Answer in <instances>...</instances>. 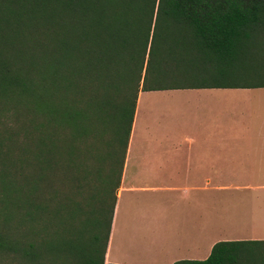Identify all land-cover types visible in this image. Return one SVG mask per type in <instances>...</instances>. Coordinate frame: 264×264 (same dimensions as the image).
<instances>
[{
	"label": "trees",
	"instance_id": "obj_1",
	"mask_svg": "<svg viewBox=\"0 0 264 264\" xmlns=\"http://www.w3.org/2000/svg\"><path fill=\"white\" fill-rule=\"evenodd\" d=\"M260 85L264 0H0V264H115L139 92ZM173 264H264V240Z\"/></svg>",
	"mask_w": 264,
	"mask_h": 264
},
{
	"label": "crops",
	"instance_id": "obj_2",
	"mask_svg": "<svg viewBox=\"0 0 264 264\" xmlns=\"http://www.w3.org/2000/svg\"><path fill=\"white\" fill-rule=\"evenodd\" d=\"M233 240H264V85L140 91L105 263L203 260Z\"/></svg>",
	"mask_w": 264,
	"mask_h": 264
},
{
	"label": "rangeland",
	"instance_id": "obj_3",
	"mask_svg": "<svg viewBox=\"0 0 264 264\" xmlns=\"http://www.w3.org/2000/svg\"><path fill=\"white\" fill-rule=\"evenodd\" d=\"M151 100H157V101H160L162 104H164L166 99H164V98L154 99L153 98ZM170 104L171 103H169V105H168L169 108H170ZM163 114H165V116H166L165 118L162 117L163 118L162 120L165 122V125L167 127L166 130H168V131L174 130L176 128V123H175L176 117L174 115H169V111H167V110H165L163 112Z\"/></svg>",
	"mask_w": 264,
	"mask_h": 264
}]
</instances>
